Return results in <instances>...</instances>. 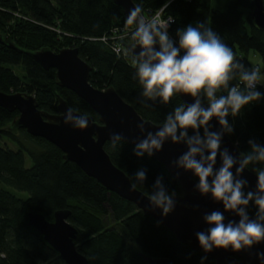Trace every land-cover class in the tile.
Instances as JSON below:
<instances>
[{"label": "trees", "instance_id": "16d2710c", "mask_svg": "<svg viewBox=\"0 0 264 264\" xmlns=\"http://www.w3.org/2000/svg\"><path fill=\"white\" fill-rule=\"evenodd\" d=\"M251 1L169 0L162 15L174 17L170 32L176 39L178 30L189 24L206 23L233 50L237 61L250 68V50L256 51L264 64V30L254 25ZM133 2L142 7L144 17H150L166 0ZM123 25V9L113 0H0V37L5 36L29 51L76 47L79 57L91 66L89 82L94 87H113L143 118L163 123L167 113L182 101L177 94L167 105L159 100L146 101L151 107L141 103L142 87L134 78L132 55L127 52L123 56L111 48L112 29ZM130 27L135 30L134 25ZM129 40H119V44L125 47L122 43ZM12 65L21 66V71L15 72ZM237 83L238 78L229 86ZM0 91L31 94L39 109L52 114L59 112L61 97L70 108L97 120V114L83 99L56 83L53 68L44 69L27 54L2 43ZM259 92L258 101L245 105L236 117L227 118L233 126V132L227 135L240 152L249 150L250 139L264 146V88ZM17 113L0 107V141L5 137L15 144L11 148V143H0V183L28 194L21 198L0 186V264H66L27 222L28 213H41L51 221L60 209L70 210L68 220L77 229L74 243L87 264H147L140 253L167 257L175 264H201L203 253L180 243L166 227L132 202L107 191L77 165L64 160L55 145L23 128L15 132L7 129ZM134 147L127 142L116 149L110 141L104 144L112 162L146 195L154 191L157 177H162L167 191H176L178 181L165 167L147 155L136 157ZM25 153L31 158L29 167L25 166ZM141 168L147 170L144 183L134 179ZM248 168L256 173V169L264 168V162H255ZM255 211L250 202L249 214L254 216ZM203 264L215 263L206 259Z\"/></svg>", "mask_w": 264, "mask_h": 264}, {"label": "clouds", "instance_id": "9594fccd", "mask_svg": "<svg viewBox=\"0 0 264 264\" xmlns=\"http://www.w3.org/2000/svg\"><path fill=\"white\" fill-rule=\"evenodd\" d=\"M168 3L166 0L159 12L147 19L140 5L129 10L126 24L134 25L135 30L134 42L127 52L133 57L134 78L142 87L144 106L151 107L146 101L157 100L167 105L177 94L189 96L193 102L181 103L167 113L155 133L146 132L145 122L138 123L137 130L144 138H138L133 152L138 158L151 157L162 150L166 141L183 143L187 150L171 162L172 166L191 172L198 179L195 191L201 196L210 195L213 201L222 203L224 212L239 217L238 222L225 223V216L219 210L204 213L202 219L209 227L195 234L199 246L205 253L213 249L250 252L254 246L264 243V168L255 170L254 192L244 191L247 180L241 178V174L250 164L264 162V146L250 139L249 150L238 156L230 154L227 148L220 149L223 135L233 132L227 118L236 117L245 105L261 98L256 90L261 84V70L259 67L249 70L238 62L233 50L206 23L189 24L178 30L177 41H174L168 34L174 17L168 16L165 20L161 16ZM236 78L239 83L229 86ZM212 119L218 122L219 131L210 130ZM63 122L73 129L84 130L89 126L86 115H78L73 108L63 114ZM109 139L113 149L125 141L120 133H112ZM218 155L221 166L217 169ZM146 178V169H138L134 174L137 182L144 183ZM131 187L134 189L136 184ZM152 187L154 191L148 197L150 206L167 216L176 207V193L167 191L162 177H157ZM250 202L256 208L252 217L248 212ZM197 208L193 206L194 210ZM255 256L264 264V252H257ZM206 259L207 256L201 257V264Z\"/></svg>", "mask_w": 264, "mask_h": 264}, {"label": "water", "instance_id": "95a60500", "mask_svg": "<svg viewBox=\"0 0 264 264\" xmlns=\"http://www.w3.org/2000/svg\"><path fill=\"white\" fill-rule=\"evenodd\" d=\"M123 9L124 24L129 10L136 6L133 0H113ZM251 16L254 25L264 30V0H252ZM0 43L5 46L27 54L42 68L55 70V80L60 87L73 91L83 99L97 114V120L93 116L86 115L89 126L84 129H73L71 125L63 122V114L68 104L61 97L58 98V113L52 114L38 108L35 97L24 92L0 91V107L8 111L18 113L6 126L11 131L23 128L35 137H42L55 145L61 152L64 160L77 165L87 175L93 177L103 185L107 191L114 192L123 199L132 202L135 207L144 214L152 217L156 222L166 227L174 237L189 248L203 253L207 259L214 260L215 264H260L255 253L264 252V243L254 246L250 252H232L231 249H213L205 253L199 246L196 233L207 231L209 225L205 224L202 216L204 213L214 210L223 212L225 223L229 220L238 222L239 217L231 212H224L222 203L215 202L210 195L201 196L195 191L198 179L191 172H184L172 166L187 149L181 144H172L166 141L162 150L155 152L151 157L160 162L167 172L178 181L175 199L176 207L167 216H162L160 209L150 206L148 195L137 189H133L130 178L118 168L104 149V144L110 141L112 133H120L124 142L134 145L144 137L137 130L136 125L145 122L147 131L158 130L162 123H154L143 118L138 111L114 90L113 87L99 89L89 82L91 66L81 59L76 47H63L54 51L48 47H41L35 51H29L18 47L11 39L1 36ZM133 42L122 43L127 49ZM137 52L139 49L136 50ZM182 103L190 104L193 99L186 95L178 94ZM78 115H82L77 112ZM55 121L56 123H51ZM211 131H219L220 126L215 119L210 122ZM146 134V133H145ZM227 148L230 154L238 156L241 152L227 134L221 141V151ZM221 166L219 155L215 168ZM235 174V166L232 169ZM179 173V176L177 174ZM241 178L247 180L244 190L255 191L257 176L248 167L241 174ZM193 206H198L196 210ZM69 209H60L54 212L53 220H47L41 213H28V225L40 233L66 264H87L86 257L76 249L74 238L77 229L70 223ZM252 217L251 214H249ZM147 264H175L167 257H151L140 253Z\"/></svg>", "mask_w": 264, "mask_h": 264}, {"label": "built area", "instance_id": "2783aa9c", "mask_svg": "<svg viewBox=\"0 0 264 264\" xmlns=\"http://www.w3.org/2000/svg\"><path fill=\"white\" fill-rule=\"evenodd\" d=\"M159 10L157 12H159ZM156 13H154L152 16H154ZM152 16L145 17V18L146 19L147 18H151ZM161 16H162V19H165V20L168 18V16H163L162 14H161ZM171 24L169 25V28H168V34H169L170 38H172L174 41H177V39L175 38V36L170 32V26H171ZM133 32H134V29H133V27H130V26L123 25V26H116V27H114L112 29V36L110 38L113 41L112 42V45H111L112 50L115 53H117V54H120L121 53L123 56L126 55L128 49L126 47H122L119 44V40L121 41V40H129L130 39L129 40L130 42H134V40L132 38V33ZM252 68H254V67H250L248 69L251 70ZM261 87L264 88V86H262L261 84H258L256 90L259 91V89Z\"/></svg>", "mask_w": 264, "mask_h": 264}, {"label": "rangeland", "instance_id": "374dc122", "mask_svg": "<svg viewBox=\"0 0 264 264\" xmlns=\"http://www.w3.org/2000/svg\"><path fill=\"white\" fill-rule=\"evenodd\" d=\"M248 59H249V62H250L252 67H259L260 68L261 77H262L261 85L264 86V64H263V61L261 59V56L256 51L250 50L248 52ZM11 68L15 72L21 71V66H19V65H12ZM3 142L11 143L10 147L15 148V144L12 142H9V140L6 139L5 137L3 138V140L0 141L1 144H3ZM24 157H25V166L29 167L31 165V158L27 153H25ZM0 186L7 188L12 193H14L15 195H17L18 197H21V198H25L28 194L26 191H20V190L13 188V187H9L7 185H4L2 183H0Z\"/></svg>", "mask_w": 264, "mask_h": 264}]
</instances>
